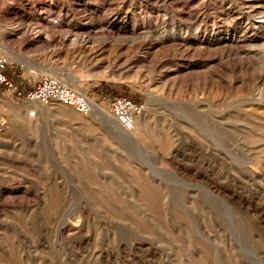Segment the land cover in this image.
Masks as SVG:
<instances>
[{"label":"rangeland","instance_id":"obj_1","mask_svg":"<svg viewBox=\"0 0 264 264\" xmlns=\"http://www.w3.org/2000/svg\"><path fill=\"white\" fill-rule=\"evenodd\" d=\"M0 41L93 105L0 91V264H264V0H0Z\"/></svg>","mask_w":264,"mask_h":264},{"label":"built area","instance_id":"obj_2","mask_svg":"<svg viewBox=\"0 0 264 264\" xmlns=\"http://www.w3.org/2000/svg\"><path fill=\"white\" fill-rule=\"evenodd\" d=\"M8 57L0 56V91L11 92L16 98L35 101L41 104L58 102L72 107L82 115H88L90 106L87 97L74 89L61 84L54 77H43L30 91L22 90L17 83L7 76ZM108 109L115 122L127 133L135 130V121L141 117L143 107L124 96H113L108 101Z\"/></svg>","mask_w":264,"mask_h":264},{"label":"bare ground","instance_id":"obj_3","mask_svg":"<svg viewBox=\"0 0 264 264\" xmlns=\"http://www.w3.org/2000/svg\"><path fill=\"white\" fill-rule=\"evenodd\" d=\"M51 1V0H50ZM48 11H52V9H51V6L49 7V10ZM42 12V11H41ZM17 14V13H16ZM55 15V14H54ZM53 14H49V16H48V19L50 20L49 21V23H47L45 26L47 27V29L49 28V30H50V28H53L54 26L56 27V26H60L61 24H62V20H61V18L59 17V16H54ZM47 16V15H46ZM20 25V24H19ZM22 27V26H21ZM45 28V27H44ZM43 28V29H44ZM42 28H41V33H43L44 35H47L48 33L46 32V30H43ZM28 30V29H27ZM38 31V30H37ZM26 33H28V32H26V31H23V33H19L20 34V36H24ZM40 33H37V35H39ZM34 37V36H33ZM43 37V36H42ZM41 37V38H42ZM46 37V36H45ZM37 38H39V36L37 37ZM36 38V39H37ZM27 39V38H26ZM2 40V39H1ZM1 42V41H0ZM4 42V41H3ZM2 43H0V45H1ZM3 45V44H2ZM87 102H88V104L92 107L93 105H92V102L90 101V100H88L87 99ZM106 112V111H105ZM106 114V113H105ZM136 127H137V125H136ZM137 130V129H136Z\"/></svg>","mask_w":264,"mask_h":264}]
</instances>
